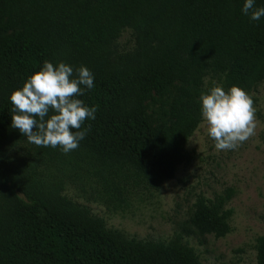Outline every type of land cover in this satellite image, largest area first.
<instances>
[{
	"label": "trees",
	"instance_id": "obj_1",
	"mask_svg": "<svg viewBox=\"0 0 264 264\" xmlns=\"http://www.w3.org/2000/svg\"><path fill=\"white\" fill-rule=\"evenodd\" d=\"M244 0H0V264H202L185 235L222 237L232 189L198 195L181 231L140 239L108 227L63 194L73 185L117 211L136 188L158 190L202 121L199 95L215 81L247 93L264 80V17ZM264 7V0H255ZM129 30L130 48L119 38ZM45 60L87 67L95 107L79 147H38L11 126L9 94ZM175 88L169 101L164 96ZM150 102L166 106L149 121ZM264 264V235L255 240Z\"/></svg>",
	"mask_w": 264,
	"mask_h": 264
},
{
	"label": "rangeland",
	"instance_id": "obj_2",
	"mask_svg": "<svg viewBox=\"0 0 264 264\" xmlns=\"http://www.w3.org/2000/svg\"><path fill=\"white\" fill-rule=\"evenodd\" d=\"M132 43L130 31L126 30L119 38L118 48L128 49ZM174 93L175 88L171 87L162 103L169 101ZM248 94L254 101L257 126L255 135L237 149L217 150L202 120L185 146L193 158L180 164L174 176L165 180L158 190L136 188L127 204L117 211L88 199L87 185L84 190L69 185L63 194L86 205L108 227L128 236L168 239L182 230V222L191 213L198 195L213 198L231 188L232 195L226 205L233 209L229 220L231 230L222 237L190 234L183 240L194 247L202 264H256L255 240L264 235V80ZM165 111V105L150 102L149 121L154 122Z\"/></svg>",
	"mask_w": 264,
	"mask_h": 264
},
{
	"label": "clouds",
	"instance_id": "obj_3",
	"mask_svg": "<svg viewBox=\"0 0 264 264\" xmlns=\"http://www.w3.org/2000/svg\"><path fill=\"white\" fill-rule=\"evenodd\" d=\"M242 13L251 20L264 17V7L244 0ZM94 87L93 73L85 66L73 68L63 61L45 60L28 75L21 87L9 94L11 126L38 147H59L65 154L77 149L95 119L97 109L81 97ZM202 120L217 150H235L255 135L256 109L252 97L237 85L227 90L211 82L199 95Z\"/></svg>",
	"mask_w": 264,
	"mask_h": 264
}]
</instances>
